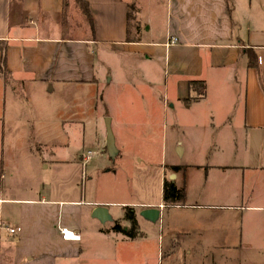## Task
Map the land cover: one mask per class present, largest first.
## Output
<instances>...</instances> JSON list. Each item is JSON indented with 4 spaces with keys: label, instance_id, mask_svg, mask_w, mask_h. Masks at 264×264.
Returning <instances> with one entry per match:
<instances>
[{
    "label": "crops",
    "instance_id": "crops-1",
    "mask_svg": "<svg viewBox=\"0 0 264 264\" xmlns=\"http://www.w3.org/2000/svg\"><path fill=\"white\" fill-rule=\"evenodd\" d=\"M85 1L93 27L78 0H0L1 155L17 154L15 141L40 133L26 126L25 107L33 94L48 97L56 91L91 89L96 108L100 100L99 115L104 117L108 114L105 87L120 75L115 64L144 59L151 63L144 70L129 68V75H135L149 91L143 114L151 123L162 112L166 129L177 135L180 158L165 164L160 202L142 203L138 208L123 202L121 216L112 211L119 203L87 199L86 190L71 198L0 196V223L20 228L12 264H63L64 260L69 261L66 264H121L117 241L139 236L130 239L115 232V222L127 225L123 221L127 207L135 210L139 231L142 219L160 222L171 207L163 200L165 181L184 191L176 207L235 212L237 219L230 218L228 230L233 236H243L244 212H264V30L259 29L264 5L258 14L261 23L249 19L250 25L243 28L242 19H237L240 24L235 22L232 10V6L235 11L242 7L238 0H167L159 17L151 14L145 19L136 2L137 9L132 11L133 0ZM132 18L137 22L135 30ZM144 31L150 35L142 37ZM159 60L161 70L154 69ZM191 81H202L205 93L201 95V85L192 87ZM79 104L80 110L63 116L64 135L79 141L75 155L51 162L77 164L83 157L79 151L87 141L83 115L88 107L83 99ZM120 120L139 123L128 114L111 117L118 133L116 143L121 141L117 154L130 151L124 138L138 139L134 134L122 135ZM40 146L42 150H37L47 151L49 145L42 142ZM4 170L3 160L1 181ZM10 204L17 205L7 212L15 223L3 216L5 205ZM99 205L109 209L110 221L102 223L92 216ZM148 207L161 209L156 222L140 215ZM209 224L203 227L208 229ZM59 226L77 231L81 239H62ZM197 226L192 216L182 223L184 231ZM109 253H113L111 258Z\"/></svg>",
    "mask_w": 264,
    "mask_h": 264
},
{
    "label": "rangeland",
    "instance_id": "rangeland-1",
    "mask_svg": "<svg viewBox=\"0 0 264 264\" xmlns=\"http://www.w3.org/2000/svg\"><path fill=\"white\" fill-rule=\"evenodd\" d=\"M238 1L242 6L239 10L237 8L235 11V6H232L235 22L240 24L237 19H242L243 28L250 25L249 19H259L261 23L258 14L262 11L264 0ZM135 2L142 8V18L145 19L151 14L159 17V10L166 5L167 0H133L130 4L133 12L137 9ZM131 24L135 30V18H132ZM261 26L259 29L264 30V16ZM147 35L144 31L142 37L150 34ZM155 63L153 68L161 70L162 61ZM150 65L144 59L130 65L128 59L115 64L120 75H116L114 81L105 87L104 97L108 100V106L104 109L108 110V114L104 117L99 115L102 111L100 100L96 108L97 103L92 96L95 92L91 89L83 92L56 91L48 97L33 94L31 102L25 107L26 119L29 120L26 126H33L40 133L38 136L35 134V138L26 137L15 141L18 144L17 154L10 151L3 157L0 153V176L3 174L2 161L5 162V178L2 181L0 178V196L71 198L80 196L81 191L86 190L87 199L119 203V206L112 207L114 216L122 215L123 202L131 206L134 204L137 208L142 203L160 202L165 164L172 160L179 161L180 153L176 148L177 135L166 129L162 112L151 123L145 119L143 108L149 91L135 75H129L130 66L139 72ZM82 99L87 103L85 107H88L87 115H83L87 141L83 150L79 151L82 154L80 157H83L78 159L77 164L51 162L69 160L75 155L79 141L69 140L64 135L67 124L63 116L80 110L79 102ZM121 102L125 108L120 106ZM118 114L131 115L139 122L131 125L120 120L122 135L134 134L138 139L124 138L122 142L130 151L111 157L107 148L102 147L107 142L106 119ZM111 126L114 137L115 134L118 136L112 121ZM27 128L24 134H27ZM144 137L147 139L144 140ZM42 142L49 145L47 151L37 150H42ZM119 142L115 140L117 149ZM89 151L93 154L87 158ZM44 159L47 161L42 162ZM12 207L17 205H5L3 216L15 223V218L7 214ZM244 213H247L244 234L233 236L228 230V222L231 217H235L233 221L237 219L235 212L210 208L190 210L173 205L164 211L157 224L142 219L137 239L117 241L118 260L121 264H264V212L249 210ZM191 216L197 222L198 229L184 231L182 223ZM206 223H210L208 229L203 227ZM17 235L8 233L6 226L0 223V264H12ZM33 242L34 238H31L30 243ZM193 248L196 251L189 252ZM61 262L66 264L69 261Z\"/></svg>",
    "mask_w": 264,
    "mask_h": 264
},
{
    "label": "trees",
    "instance_id": "trees-1",
    "mask_svg": "<svg viewBox=\"0 0 264 264\" xmlns=\"http://www.w3.org/2000/svg\"><path fill=\"white\" fill-rule=\"evenodd\" d=\"M84 14L89 19L91 26L93 27V19L91 12L89 10V6L85 0H78ZM201 85L200 94L203 95L205 93V85L202 81H191L190 85L196 87V85ZM177 168V167H175ZM184 197L183 189L177 188V186L173 182L165 181L163 187V200L166 206L176 205L180 202ZM123 221L127 223V225H123L122 221H116L113 230L115 232L122 233L126 237L130 239H135L140 236L139 232V224L136 218L135 210L131 207L125 208V213L123 217Z\"/></svg>",
    "mask_w": 264,
    "mask_h": 264
},
{
    "label": "water",
    "instance_id": "water-1",
    "mask_svg": "<svg viewBox=\"0 0 264 264\" xmlns=\"http://www.w3.org/2000/svg\"><path fill=\"white\" fill-rule=\"evenodd\" d=\"M106 127H107V142L106 148L111 157L116 156L117 149L115 145V137L111 126V118L106 119ZM173 176V175H172ZM161 209L159 207H148L140 211V215L151 222H156L160 218ZM92 216L100 220V222L105 223L106 221L111 220V216L109 214V209L106 206L99 205L94 208L92 212Z\"/></svg>",
    "mask_w": 264,
    "mask_h": 264
},
{
    "label": "built area",
    "instance_id": "built-area-1",
    "mask_svg": "<svg viewBox=\"0 0 264 264\" xmlns=\"http://www.w3.org/2000/svg\"><path fill=\"white\" fill-rule=\"evenodd\" d=\"M177 39H172V42H176ZM93 153L89 151L87 158H90ZM59 232L61 234L62 239L64 240H76L79 241L81 239L80 234L77 231H74L66 226H59ZM6 230L10 234H17L20 231L19 227H6Z\"/></svg>",
    "mask_w": 264,
    "mask_h": 264
}]
</instances>
